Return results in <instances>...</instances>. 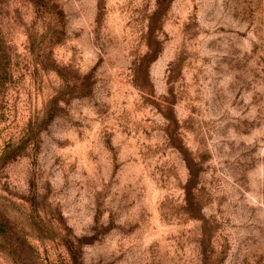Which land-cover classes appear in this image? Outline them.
Returning <instances> with one entry per match:
<instances>
[{"label": "rangeland", "instance_id": "rangeland-1", "mask_svg": "<svg viewBox=\"0 0 264 264\" xmlns=\"http://www.w3.org/2000/svg\"><path fill=\"white\" fill-rule=\"evenodd\" d=\"M0 264H264V0H0Z\"/></svg>", "mask_w": 264, "mask_h": 264}]
</instances>
